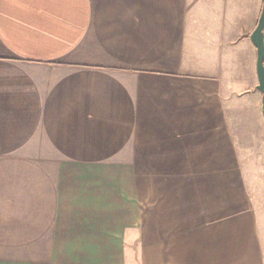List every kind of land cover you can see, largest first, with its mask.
Here are the masks:
<instances>
[{"label": "crops", "instance_id": "1", "mask_svg": "<svg viewBox=\"0 0 264 264\" xmlns=\"http://www.w3.org/2000/svg\"><path fill=\"white\" fill-rule=\"evenodd\" d=\"M261 7L0 0V264H264Z\"/></svg>", "mask_w": 264, "mask_h": 264}, {"label": "water", "instance_id": "2", "mask_svg": "<svg viewBox=\"0 0 264 264\" xmlns=\"http://www.w3.org/2000/svg\"><path fill=\"white\" fill-rule=\"evenodd\" d=\"M249 38L256 49L255 70L258 82L255 89L261 93V113L264 119V0L259 18Z\"/></svg>", "mask_w": 264, "mask_h": 264}, {"label": "rangeland", "instance_id": "3", "mask_svg": "<svg viewBox=\"0 0 264 264\" xmlns=\"http://www.w3.org/2000/svg\"><path fill=\"white\" fill-rule=\"evenodd\" d=\"M237 71H239L240 73H242V81L243 82L240 81V77H239V80L237 81V88L241 89V88H243L246 85V82H245L246 77H245V75H246V72L248 71V67L246 66V64L244 62H242V64H240L238 66V70ZM241 105H243L242 102H241ZM239 116H240V118H239V121H240L241 118H243L242 109L240 110ZM245 119L247 121V124L249 123L248 124L249 128L250 129H253V127H254L253 126V119L250 116H248V115L245 116Z\"/></svg>", "mask_w": 264, "mask_h": 264}]
</instances>
